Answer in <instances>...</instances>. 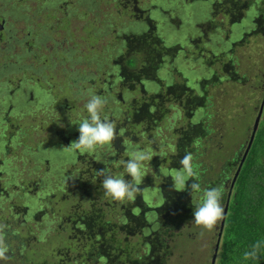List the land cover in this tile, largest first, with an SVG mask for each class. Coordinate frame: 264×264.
<instances>
[{"label": "flooded vegetation", "instance_id": "1", "mask_svg": "<svg viewBox=\"0 0 264 264\" xmlns=\"http://www.w3.org/2000/svg\"><path fill=\"white\" fill-rule=\"evenodd\" d=\"M85 1L88 4L84 3ZM100 1H105V4L111 2L112 5V8L105 12L106 20L107 17L112 20V13L116 12L118 18L123 16L130 24L125 26V29L122 28V37L117 35L113 44L106 45L108 51L105 55L110 53L114 55L110 64L104 58L108 64L104 67L106 75L100 77L101 73L96 71L87 73L90 83L87 95H101L112 100V106L110 107L109 103L105 106L102 117H107L115 124L117 137L111 145L100 147L94 154L74 152L69 147L79 137V125L75 122L87 117L88 113L86 108L83 111L77 108L72 111L66 104L64 109L67 120L60 123L59 130L55 129L57 125L50 128L59 139L52 145V150L58 154V158L46 156V144H41L40 149L37 148L36 151L20 146L24 142L20 135L24 128L44 133L45 123H49L50 118L47 121L39 119L38 125H35L33 120L30 121L34 116L30 115L31 119L27 124L23 123L15 128L5 115L13 114V106L21 103L19 94H14L16 89L19 92H31L28 100L32 101L34 112L42 111L46 115L47 112H56L59 107L52 90L48 89L52 88L51 85L45 89L40 77L18 79L17 87L11 89L13 96L0 123V225L4 226L3 231L9 249L7 259L0 260V264L4 262L22 264L20 260L27 256L25 253L28 251L39 256L33 264H161L160 260L171 254L170 241L181 235L184 228L194 223V215L191 213L195 211L196 204L191 199L196 193L191 195L190 189L193 181L189 179L185 190L180 191L175 188L173 179L177 169L181 167L180 159L185 153H191L198 172L194 179L201 187V183H205V178L201 174L202 168H198L201 162L198 158L210 148L207 142L211 136L208 135L209 129L203 125V119L196 123L191 122L188 127V130L193 129L191 135L187 134L188 131L175 133V140L179 139L177 147L174 146L176 141H172L168 143L169 145H161L167 148H158V153L162 152L164 155V161H173L171 167L175 169L170 172L169 177L161 175L162 173L152 175L155 178L164 177L162 180L158 178L160 180L158 183L166 189L164 203L160 204L151 197L153 194L150 188L153 189L155 185L145 182L150 175H144L135 200L117 201L105 194L101 185L103 177H98L96 172L107 167V171L112 175H124L126 179H130L127 177L125 167V161L129 158L126 148L137 141V132L142 138V145H131L133 148L135 146L137 149L147 150L153 146L149 141L150 130L168 116L166 103L172 101L175 104L172 117L178 116L179 108L186 112L184 115L188 117L189 110L205 105L206 90H200L201 95H197L194 90L198 91L199 86L198 89L192 88L195 80L191 88L186 86L184 92H181L179 85L163 84L165 80L163 75L167 74L169 66L178 63L181 57L194 69L203 68L198 74L204 75L203 81L209 80L205 77L207 74H210L211 81L221 78L242 80L236 76L233 64L234 47L242 46L245 35L249 34L244 31L245 8L248 11L251 8L249 6L258 3L255 1L243 4V0H0V56L5 54L3 57L8 60L2 63L3 71L0 72V78L15 69L10 65V60L13 61L12 64H19L21 68L32 67L30 64L35 63L52 65L56 63L57 54L65 51L62 54L67 61L68 51L58 49L62 48L61 43L67 41L68 36H64L59 44L57 37L53 35L58 22L65 21L69 26L71 18L75 17L83 30L86 24H91L88 16L96 14L95 20L101 24L105 20L97 18V16L102 18ZM177 1L179 3L176 4ZM188 4L190 5L186 9L185 6ZM40 10L44 11L43 22ZM27 11L32 13L27 14ZM93 12L94 14H91ZM215 12L221 13L222 20L213 19L212 15ZM167 14H171V22L175 23L176 30L183 35L175 41L174 49L160 45L163 43L160 39L163 38L160 36L162 30L172 24ZM179 14L185 18L178 16ZM191 14H196L194 17L197 20L194 23L192 18L189 19L191 20L189 23L188 15ZM224 18L231 20L229 28L225 27ZM261 20L263 21L262 18L255 19L254 22L258 23L260 29ZM235 21L238 22V26L234 24ZM164 23H168L167 26ZM140 24L142 28L139 32L132 30L131 26L135 28ZM193 26L195 29L190 33ZM234 27L243 29L242 37H239ZM256 29H252V33H255ZM94 30H97L95 24ZM67 32L65 29L66 34ZM222 35L224 37L226 35L227 40L230 38L233 40L230 49L225 50L224 44L222 45L224 41ZM184 36H189L192 40L193 43L188 44L190 48L184 46ZM81 40L87 45L90 44L86 38ZM15 46L19 47L18 54L11 55L9 51ZM43 49L48 50L47 55L43 53ZM132 58L135 61H130ZM92 60H95V57ZM115 68L118 69V73ZM176 72L183 76V73L177 70ZM219 73L223 77L220 75L216 78ZM133 74H137L138 88L143 93L140 98L132 96L131 93L136 87L129 83L130 79L134 80ZM3 80L4 83L10 84L7 78ZM22 80L29 82L22 83ZM47 80L46 78L43 81L47 83ZM152 81L162 82L160 88L155 87ZM185 81L190 82L189 76L185 77ZM200 83L201 81L198 84ZM92 90H95L96 94H93ZM33 92H37V97H34ZM74 95L79 101L78 94ZM127 99L130 100L125 104ZM0 104H3L2 99ZM130 127L133 129L130 130ZM4 148L10 151L5 152ZM11 148H15L16 153L13 154ZM43 148L45 151L41 150ZM242 154L236 157L241 158ZM16 161L20 163L13 164ZM149 162L153 163L152 159ZM19 164H22L21 169ZM144 167L146 169V166ZM205 184L208 185V182ZM12 196L19 205L15 202L8 204V210L4 212L1 204L9 201ZM59 196L62 200L76 196L78 198L72 205H63L59 204ZM11 222L14 228L10 230ZM133 238L135 242H132ZM11 240L17 241L13 247L15 251L11 247ZM49 257L51 262L47 261Z\"/></svg>", "mask_w": 264, "mask_h": 264}, {"label": "rangeland", "instance_id": "2", "mask_svg": "<svg viewBox=\"0 0 264 264\" xmlns=\"http://www.w3.org/2000/svg\"><path fill=\"white\" fill-rule=\"evenodd\" d=\"M255 1L258 4H252L253 6H249L251 8L248 11L245 8L244 31L245 33L249 34L245 35V41L243 42L244 44L242 46L235 45L234 47L233 64L236 69V76H238V78H241V81H236V79L226 80L222 78L221 80L214 79L211 81L210 74H207L205 76L206 78H209V80L207 82L203 81L204 75H198L203 71V68L198 67L194 69V67H190L186 64L185 59L183 57L178 60V63L175 62L170 65L167 74L163 75L165 78V80H163V84L179 85L181 87V92L186 91V86H189L191 88L192 82L195 80V82H193L194 86L192 88L198 89L199 86V90H194V92L197 95H201V92L199 91L206 90L205 97L207 99L205 105H201L200 107L196 106L195 108L189 110L188 117L187 115H184L186 114V112L184 113L181 108H179L180 110L177 109L179 111L178 116L172 117L173 106H175V104L172 101L171 103H166L168 108V116L165 117V119L160 123L157 122L158 124L156 126L154 125L153 128L150 130L149 137L151 138L149 139V141L153 144V146L151 148H147L148 146L145 148H147V150L152 149L151 155L153 163L149 161L147 163L144 162V166H146V169H144V175H150L152 177L153 174L162 173L161 175L169 177L170 172L175 171V169L171 167L173 161L167 160L165 162L164 155L161 154L162 152L158 153V148H167V146L164 147L161 145L172 143V141H176L174 146L177 147L179 139L175 140V133L177 131H188L187 134L191 135L193 129L188 130V127L190 126V124H192L191 122L196 123L198 120L200 121L202 119L204 127H207V129H209L208 135L209 137L211 136V139H209L207 142L210 148H208L206 152H203L202 156L198 158V160L201 161L198 165V168H202V171L205 172L206 175H209V180L217 178V173H219L223 169L225 160L236 158V156L243 153V148L246 147L245 145L247 144L252 134L253 124L259 112L263 100L264 91V0H243L242 3L245 4V2H247L251 4ZM100 2L102 6V18H100V16H97V18L99 20L102 19V21L103 19L105 20V22H101V24L97 22L98 20H95L96 14L88 16L91 21V24H86L83 30H81L80 25L77 24L79 21L75 17L71 18V21L69 23L70 28L67 22H58L59 24L56 27L57 30L54 32L53 35L57 37L59 44L64 36H68V40H65L64 43H61L62 48L58 49L59 51L64 49L68 51L67 54L69 58L67 61L64 60V54H62L65 53V51H61L57 54L58 57L55 60L56 63L52 65H40L38 63H35L30 64V66L32 67L25 66L24 68H21L19 64H12L13 61L10 60V65L15 69L10 70V74H7L6 76L0 78V89L2 94L0 96V99L3 100V104H0V123L2 118L4 117V111L6 110V107L8 108L9 106V100L13 96V93H11V89L17 87L16 85H18V79L21 78L25 79L31 76H38L40 77V81L42 82L41 84L45 89L48 88L50 84L52 88L48 89L52 90L56 100L58 101L59 107L56 112H47L46 115L42 111L36 110L34 112L33 103L32 101L28 100V97L31 92H19V90L16 89L14 94H19L21 103L15 104L13 106V114L8 113V115H5L7 119H9L10 123H13L15 125V128H18V126H21V124L23 123L27 124V122H29V120L31 119V117H29L30 115L34 116L33 119H31L30 121L33 120V124L35 125H38L37 121H39V119H46L47 121L48 118H50L49 123L45 121L46 123L44 133L42 131H35L34 129L31 130L30 128H24L22 132H20L21 139L22 141H24L20 146H23L26 149H32L36 151L37 148L40 149L41 144H46V156L50 155V158H58V154L54 150H52V145L55 142L57 143L59 139L57 138V136H54L53 130H50L51 126L57 125L55 129L59 130L61 128L59 126L60 123H64L63 120H67V114L65 113L66 110L64 109V106L66 104L72 111H74L75 108H77V110L83 111V109L85 108V104L92 95H87L88 93L86 92L88 91V88L90 86V83L88 82L89 78L87 77V73H94L96 71L97 73H101V75H99L100 77H104L106 75L104 67L110 64L114 57L113 53H110L107 56L105 55V53H107L108 51L106 45L110 43L113 44L114 39H116L117 35H120L122 37V28L125 29L130 24L128 23L127 18L125 19L123 18V16L121 18H118L119 16L116 14V12L112 13V20H109L108 17L106 20L105 17L107 15L105 14V12L108 11L110 7L112 8V5L111 2H108V4H105V1ZM84 3L87 2L85 1ZM177 3L179 2L177 1L176 4ZM189 5L190 4L185 6L186 9L187 7H189ZM176 8L178 7L176 6ZM80 10L82 11V9ZM39 12L41 14V20L44 19V11L40 10ZM26 13L31 14L32 11H27ZM91 14H94V12ZM194 15H188V20L192 18L191 20L193 23L197 20ZM178 16L185 18L183 15L180 14ZM212 16L213 19L216 21L222 20V15L219 12L213 13ZM261 18L263 19V21L261 20L259 26H261L262 29L258 28V23H254L255 19L260 20ZM191 20H189V23ZM223 20L225 23V27L229 28L231 20H226L225 18ZM41 22H43V20ZM94 24L97 25L96 31L94 30ZM164 24L165 26H167L168 23ZM234 24L236 26L239 25L236 21L234 22ZM136 25L137 24H134V26ZM131 27L132 30H134L135 32H139L142 28V24L135 28L133 26ZM254 28L257 29L255 33H252V29ZM65 29L66 32L68 31L67 34L65 33ZM194 29L195 26L190 29V33L194 31ZM234 30H236V33H239V37H242L244 32L241 27H234ZM47 33L50 32L47 31ZM160 36H163L164 38L163 39L160 37L163 42V47L165 46L166 48L174 49V47H176L175 41L181 38V36L183 35L178 30H176V28H173L171 24L169 27L164 28L162 30ZM189 36H184L183 40L184 46L188 48H190L188 44L193 43L192 40L189 39ZM222 37L224 39L222 45L224 44L225 50L230 49V47H232L233 40H230L231 38L227 40L226 35L225 37L224 35H222ZM83 38H86L87 42H90V44L87 45L85 41L83 43V41L81 40ZM165 38L168 40H166ZM232 39H234V36H232ZM49 43L50 42H48V44ZM69 44L73 46H70ZM18 51L19 47L15 46L11 51H9V53L11 55H17ZM43 53L47 55L48 50L43 49ZM92 55L93 57H95V60H92ZM3 56H0V72L3 71V62L7 60L4 59ZM104 58L109 61L108 64H106ZM130 61H135V59L132 58ZM39 67L42 68L40 69ZM201 67L204 66L201 65ZM115 70L118 73V69L115 68ZM176 70L183 73V76L179 75L180 73L176 72ZM195 75L200 76V78H198V76L194 77ZM220 75L222 74H217L216 78ZM133 76L134 80L132 81L130 79L129 83L133 84V86L135 85L136 87L131 91V93L132 96L140 98L141 94L143 93L140 92L141 90L138 88L137 83L139 81L136 80L137 74H133ZM184 76H189L190 82L187 83L185 81ZM3 78H7L8 80H10V84L8 82L4 83ZM46 78L48 79L47 83L43 81ZM25 81L27 80H22V83ZM198 81H201V85L198 84ZM28 82L29 80L26 83ZM30 82L32 83L33 80H30ZM152 83L153 85H155V87L157 86V88H160L162 82L159 83L152 81ZM98 87L99 85L97 86V88ZM81 91H83L82 93L84 94H82ZM150 91L152 90L150 89ZM125 92L128 91L125 90ZM75 93L78 94V97L80 98L79 101L76 100L77 97H75ZM33 94L34 97H37V92H33ZM93 94H96L95 90L93 91ZM128 100L130 99H127V102L125 104L128 103ZM109 104L111 107L112 100H109ZM259 125H264V108ZM132 129L133 128L130 127V130ZM137 137L138 139H136L137 141H134V144L140 146L142 145V138L139 136L138 132ZM162 138L164 139L162 140ZM11 149L13 150V154L16 153L17 150L15 148ZM99 149L100 148H97V152L99 151ZM7 150V148H4L5 152H7ZM41 150L45 151L44 148ZM109 152L110 151H108V153ZM15 163L20 162L16 161L13 164ZM21 165L19 164L20 169ZM151 177L149 178V176H147L145 181L147 184L150 183L155 185L153 189L150 188L153 194L151 197L155 198L158 203L160 202V204L164 203V192L166 189L158 183V181L160 182V180H162V178L164 177H158L161 178L160 180L158 178ZM208 179H205V183L206 181L209 182ZM205 183H201V189L207 188V185ZM174 186L176 189L183 191L181 190V186L179 184H174ZM201 197L202 193H196L192 197L191 201L196 204V207L197 204L201 202ZM59 198V204L63 203V205H72L77 201L78 196H76L75 198L69 197V199L67 200H62L61 196H59ZM1 201H3V199H1ZM14 202L16 205H19V202L15 199V197L12 196L9 201H5L1 204L2 210L6 212L8 210V204ZM55 207L57 206L55 205ZM10 224L11 225L9 229L11 230L12 228H14V226L12 225V222ZM219 228L220 227L218 224L213 230L208 231L202 229L200 226H197L195 223L192 222V225L190 227L184 228L181 235L175 236L170 241L169 251L171 252V254L166 256L165 264H211L217 242ZM18 230L20 229L18 228ZM18 232L19 231H17L16 234H18ZM10 242L12 245V249L15 251L13 247L16 246L17 241L11 240ZM132 242H135L134 238ZM138 245L140 247V243H138ZM25 255L27 256L20 260L22 264H29L31 261L33 262L35 259H39V256H36V254L30 253L29 251L26 252ZM218 256L219 252L217 253V259ZM49 258L46 259L48 262H51V258ZM41 259L46 260L44 258ZM217 261L218 260H216L215 264H217ZM5 263L6 262H4V264Z\"/></svg>", "mask_w": 264, "mask_h": 264}, {"label": "clouds", "instance_id": "3", "mask_svg": "<svg viewBox=\"0 0 264 264\" xmlns=\"http://www.w3.org/2000/svg\"><path fill=\"white\" fill-rule=\"evenodd\" d=\"M108 103V98L101 95H92L89 98L85 104L87 117L75 122L79 125V137L69 147L74 152L94 154L97 148L111 145L116 139L115 124L107 117H102V112ZM120 134H123V129L120 130ZM126 150L129 152V158L125 161V167L127 177L130 179H126L124 175H112L107 171V167L96 172L98 177H103L101 185L105 194L117 201L135 200L144 177V162L152 159L151 150H140L131 145H128ZM179 163L181 167L177 169L174 184H179L181 190H184L186 182L189 179L193 181L190 185L191 195L202 193L201 203L193 213L194 223L204 230L211 231L225 219L222 203L224 189L222 186L201 189L200 184L194 179L197 177V165L194 164L191 153H185ZM3 228L4 226L0 225V260H6V254L9 252ZM262 249H264V239L255 241L248 250L244 251L243 259H258Z\"/></svg>", "mask_w": 264, "mask_h": 264}, {"label": "trees", "instance_id": "4", "mask_svg": "<svg viewBox=\"0 0 264 264\" xmlns=\"http://www.w3.org/2000/svg\"><path fill=\"white\" fill-rule=\"evenodd\" d=\"M240 159L236 157L225 160L216 179L209 180V175L201 173L209 180L207 188L223 187L224 209L228 195L230 197L216 260L217 264H264V249L258 259H243L244 251L255 241L264 239V125L258 126L252 146L231 188V180ZM226 178L228 180L225 181ZM163 258L161 264H165L166 257ZM33 263L35 261L29 264Z\"/></svg>", "mask_w": 264, "mask_h": 264}, {"label": "water", "instance_id": "5", "mask_svg": "<svg viewBox=\"0 0 264 264\" xmlns=\"http://www.w3.org/2000/svg\"><path fill=\"white\" fill-rule=\"evenodd\" d=\"M263 108H264V91H263V100H262V103H261V106H260V109H259V112L257 114V117L254 121V124H253V128H252V134L246 144V147L244 149V152L241 156V159H240V163H239V166L236 170V172L234 173L233 175V178H232V181H231V188L232 186L234 185L239 173H240V170L242 168V165L246 159V156L252 146V142L254 140V137H255V134H256V131L258 129V126H259V122L262 118V114H263ZM229 195H228V200L226 202V206H225V216H226V213H227V208H228V204H229ZM225 220V219H224ZM224 220L222 221L221 223V226H220V229H219V232H218V237H217V242H216V246H215V250H214V255L212 257V261H211V264H215L216 262V257H217V253H218V250H219V246H220V241H221V237H222V232H223V227H224Z\"/></svg>", "mask_w": 264, "mask_h": 264}, {"label": "crops", "instance_id": "6", "mask_svg": "<svg viewBox=\"0 0 264 264\" xmlns=\"http://www.w3.org/2000/svg\"><path fill=\"white\" fill-rule=\"evenodd\" d=\"M166 13H167V11H165V12H164V14H166ZM167 16H169V17H170V19H169V20H170V23H172V22H171V14H170V15H169V14H167ZM170 25H171V24H170ZM172 25H173V26H172L173 28H177V27H176V25H175V23H172Z\"/></svg>", "mask_w": 264, "mask_h": 264}]
</instances>
